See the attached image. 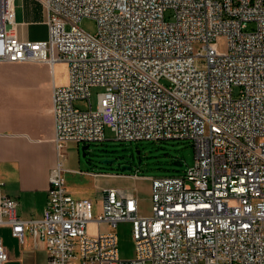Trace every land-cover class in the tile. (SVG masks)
Wrapping results in <instances>:
<instances>
[{"label": "built area", "instance_id": "obj_1", "mask_svg": "<svg viewBox=\"0 0 264 264\" xmlns=\"http://www.w3.org/2000/svg\"><path fill=\"white\" fill-rule=\"evenodd\" d=\"M35 1L41 40L20 38L15 0H0V61L66 63L51 105L57 160L41 217H20L0 180V228L41 240L47 264H264V0ZM107 128L123 142L194 147L191 166L149 176V214L131 189L104 188L98 203L67 187L66 144L104 141ZM120 221L132 223L131 259L120 257Z\"/></svg>", "mask_w": 264, "mask_h": 264}, {"label": "crops", "instance_id": "obj_2", "mask_svg": "<svg viewBox=\"0 0 264 264\" xmlns=\"http://www.w3.org/2000/svg\"><path fill=\"white\" fill-rule=\"evenodd\" d=\"M20 4L23 16L18 19L15 2L18 36L31 40L47 38L46 16L38 3L20 0ZM60 66L64 69L62 73L57 69ZM67 82L66 64L51 68L41 61H0V180L5 183V192L18 201L20 217H41L43 213L50 171L57 160L51 113L53 90ZM79 146L70 143L64 164L66 184L75 197L99 203L104 188L119 187L133 190L141 205V192L146 187L150 200L149 176L83 169ZM141 210L149 214L142 207ZM0 235L8 253L6 264L48 263L46 246L41 240L26 235L21 242L10 226L1 227Z\"/></svg>", "mask_w": 264, "mask_h": 264}, {"label": "rangeland", "instance_id": "obj_3", "mask_svg": "<svg viewBox=\"0 0 264 264\" xmlns=\"http://www.w3.org/2000/svg\"><path fill=\"white\" fill-rule=\"evenodd\" d=\"M17 5V18L20 19L22 14V8L20 0H16ZM166 17L171 18L170 11L166 13ZM80 27L90 34H94L97 31L96 21L92 18H84L80 22ZM254 27V23L249 22V29ZM198 48V46H196ZM58 65H64V62L56 63ZM58 72H63L64 69L62 66L58 67ZM165 82V81H164ZM166 83V82H165ZM103 88L101 86H94L91 92V102L94 109L98 105V93L102 92ZM238 92V88L235 89V93ZM76 105L80 108H87V100L76 101ZM106 139L100 142H91V143H77L72 142L76 146H79L80 151V160L83 169L98 168L101 170H110L122 174H131V171L120 172L117 168V165L122 163L126 165L132 155H135L134 161V171L136 168H139L141 176H162V175H171L177 174L183 171L188 166H191L195 161V150L193 145L188 140H161V141H140V142H123L117 140L114 136V133L107 128L105 131ZM71 142L67 143L65 146V152L68 149ZM87 145L85 149L83 147ZM74 150V147L73 149ZM140 151V155L137 151ZM73 151V157L76 159L77 154ZM67 153V152H66ZM139 157L141 161L139 162ZM104 159H115L113 163L114 167L110 164H103L102 160ZM175 161L183 162V166H178L175 164ZM131 178H128V180ZM146 185V183H145ZM141 207L147 213H150V200L149 192L145 187L144 191L141 192ZM90 233H94L97 230V225L88 226ZM119 235V250L120 257L122 259H131L134 256V241L132 237V223L129 221H120L116 228Z\"/></svg>", "mask_w": 264, "mask_h": 264}, {"label": "water", "instance_id": "obj_4", "mask_svg": "<svg viewBox=\"0 0 264 264\" xmlns=\"http://www.w3.org/2000/svg\"><path fill=\"white\" fill-rule=\"evenodd\" d=\"M87 147V145H85L84 147H83V149H85ZM137 153L140 155V151L138 150L137 151ZM139 162L141 161V157H139ZM115 162V159H104V160H102V163L103 164H110V165H112L113 163ZM175 164L176 165H178V166H183L184 164H183V162H181V161H175ZM131 170H133V166L132 165H123V166H121L120 167V172H124V171H131Z\"/></svg>", "mask_w": 264, "mask_h": 264}, {"label": "flooded vegetation", "instance_id": "obj_5", "mask_svg": "<svg viewBox=\"0 0 264 264\" xmlns=\"http://www.w3.org/2000/svg\"><path fill=\"white\" fill-rule=\"evenodd\" d=\"M135 158H136V156L135 155H132V158H130L129 160H128V162H126L125 164L126 165H132L133 166V168H134V161H135ZM114 164H112V166H113ZM121 166H123L122 165V163H120V164H118L117 165V167H121ZM114 167V166H113Z\"/></svg>", "mask_w": 264, "mask_h": 264}, {"label": "trees", "instance_id": "obj_6", "mask_svg": "<svg viewBox=\"0 0 264 264\" xmlns=\"http://www.w3.org/2000/svg\"><path fill=\"white\" fill-rule=\"evenodd\" d=\"M117 169H118V170H120V168H119V167H118ZM139 172H141L139 168H136L134 171H132V170H131V174H132V173H135V174H136V173H137V174H140ZM143 175H145V174H143Z\"/></svg>", "mask_w": 264, "mask_h": 264}]
</instances>
